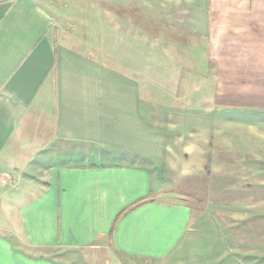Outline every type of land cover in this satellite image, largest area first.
Here are the masks:
<instances>
[{
  "label": "crops",
  "instance_id": "obj_1",
  "mask_svg": "<svg viewBox=\"0 0 264 264\" xmlns=\"http://www.w3.org/2000/svg\"><path fill=\"white\" fill-rule=\"evenodd\" d=\"M128 1L144 30L93 18L67 36L46 1L0 2V264H98L70 257L97 249L144 264L155 242L184 239L189 208L144 202L160 191L149 165L169 150L144 85L165 79L116 59L147 76L203 74L222 100L235 90L264 114V0Z\"/></svg>",
  "mask_w": 264,
  "mask_h": 264
},
{
  "label": "rangeland",
  "instance_id": "obj_2",
  "mask_svg": "<svg viewBox=\"0 0 264 264\" xmlns=\"http://www.w3.org/2000/svg\"><path fill=\"white\" fill-rule=\"evenodd\" d=\"M44 1L63 36L84 34L92 27L93 18L115 17L127 21L126 30H144V9L128 0ZM93 4H101L102 9L92 8ZM106 45L112 47L113 43ZM134 48L140 49V44ZM120 59L117 64L126 71L131 68L138 78L165 79L162 84H147L149 88L144 85V98L153 102L158 119L166 117L157 125L165 126L169 135V150L163 160L154 159L156 163L149 165L151 181L160 191L144 202L165 200L185 205L191 213L186 235L176 248L155 242L151 251L157 254L153 255L156 259H144V264H264V118H260L264 114H252L254 108L243 107L253 100L237 96L235 90L224 92L228 98L222 100V91H214V83L206 82L203 74L190 79L183 72L147 76ZM166 222L165 217L160 223ZM85 255L100 264L109 258L116 259L115 264L119 259L131 264L118 253L117 258L108 256L104 249L70 257Z\"/></svg>",
  "mask_w": 264,
  "mask_h": 264
},
{
  "label": "built area",
  "instance_id": "obj_3",
  "mask_svg": "<svg viewBox=\"0 0 264 264\" xmlns=\"http://www.w3.org/2000/svg\"><path fill=\"white\" fill-rule=\"evenodd\" d=\"M10 179L9 174H4L3 183L5 184Z\"/></svg>",
  "mask_w": 264,
  "mask_h": 264
},
{
  "label": "water",
  "instance_id": "obj_4",
  "mask_svg": "<svg viewBox=\"0 0 264 264\" xmlns=\"http://www.w3.org/2000/svg\"><path fill=\"white\" fill-rule=\"evenodd\" d=\"M5 1H9V0H0V2H5Z\"/></svg>",
  "mask_w": 264,
  "mask_h": 264
}]
</instances>
